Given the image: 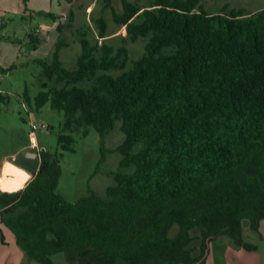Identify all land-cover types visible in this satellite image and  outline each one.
Wrapping results in <instances>:
<instances>
[{"label":"trees","instance_id":"16d2710c","mask_svg":"<svg viewBox=\"0 0 264 264\" xmlns=\"http://www.w3.org/2000/svg\"><path fill=\"white\" fill-rule=\"evenodd\" d=\"M203 1L123 0L118 12L107 0L131 40L148 38L138 58L129 60L126 44H93L86 34L76 67L64 65L62 38L51 58H36L42 89L34 100L27 88L23 101L65 111V148L75 150L67 131L95 127L101 163L119 120L126 138L106 196L90 188L65 199L56 192L60 158L45 149L23 188L0 189L2 221L28 256L42 264H56L59 252L71 264H208L222 233L256 248L242 220L258 228L264 219V9L210 13ZM98 23L104 38L107 20ZM10 99L0 92V110Z\"/></svg>","mask_w":264,"mask_h":264},{"label":"rangeland","instance_id":"374dc122","mask_svg":"<svg viewBox=\"0 0 264 264\" xmlns=\"http://www.w3.org/2000/svg\"><path fill=\"white\" fill-rule=\"evenodd\" d=\"M132 1L146 7L152 0ZM112 3L118 12L124 11L123 0ZM106 5L107 0H0V92L11 96L10 102H3L0 110V181L6 163L37 166L40 152L45 149L60 158L62 174L56 192L68 201L88 195L90 188L106 196L108 187L117 183L111 172L119 170L124 158L115 149L126 138L121 120L104 139L107 150L105 160L100 163L102 136L95 127L90 128L88 135L67 131L74 136L75 150L67 149L60 141L65 111L53 108L51 101L39 110L23 101L27 88L34 100L42 89V66L36 58H51L61 38L67 42L61 58L71 68L76 67L82 52L84 34L93 44H126L129 60L144 53L148 38L131 40L126 26L114 20V9ZM203 5L210 13L224 14L232 8L245 7L244 16H253L264 9V0H204ZM100 17H105L108 23L104 38L100 36ZM12 65L15 67L11 69ZM35 123L40 126L36 130L38 144L33 147L29 132ZM33 152L38 155L33 156ZM135 168L133 164L123 171L132 172ZM28 172L29 180L34 174L33 170ZM0 229V264H42L20 248L13 231L1 217ZM242 234L246 241L256 245L255 249L240 245L230 234L222 233L211 244L208 264H264V219L256 228L252 219L244 218ZM53 260L56 264H71L65 252L54 254Z\"/></svg>","mask_w":264,"mask_h":264},{"label":"water","instance_id":"95a60500","mask_svg":"<svg viewBox=\"0 0 264 264\" xmlns=\"http://www.w3.org/2000/svg\"><path fill=\"white\" fill-rule=\"evenodd\" d=\"M29 152H28V156H30ZM33 154H34L33 156H37L38 155L37 152H33ZM14 170L19 171L20 176L17 177L16 179H12V178L10 179V176H11L12 173H14L13 172ZM4 174L6 175V178L4 179L3 182L0 183V189L2 191H17V190H20L23 187H18V181L21 178H26V180H28V178L30 177V175L27 176V174H28L27 171H25L24 169H22L21 167H19L16 164H13L11 169L8 168V169L4 170Z\"/></svg>","mask_w":264,"mask_h":264},{"label":"bare ground","instance_id":"6f19581e","mask_svg":"<svg viewBox=\"0 0 264 264\" xmlns=\"http://www.w3.org/2000/svg\"><path fill=\"white\" fill-rule=\"evenodd\" d=\"M12 165L13 164H11V163H6V165H5V167H4V170H6V169H8V168H12ZM14 173H12L11 174V176H10V179L12 178V179H16L17 177H19L20 176V174H19V171H17V170H14L13 171ZM3 174H4V171H3ZM27 176H28V174H27ZM26 176V177H27ZM6 178V175L4 174V177H3V181H4V179ZM2 181V182H3ZM25 182H26V178H21L19 181H18V187H23L24 186V184H25Z\"/></svg>","mask_w":264,"mask_h":264},{"label":"built area","instance_id":"2783aa9c","mask_svg":"<svg viewBox=\"0 0 264 264\" xmlns=\"http://www.w3.org/2000/svg\"><path fill=\"white\" fill-rule=\"evenodd\" d=\"M41 125H43V124H41ZM39 126H40L39 124H36L35 123L32 126L31 131L29 132V140H30V142H31V144H32L33 147L38 144L36 130H37V128H39Z\"/></svg>","mask_w":264,"mask_h":264},{"label":"crops","instance_id":"0c3cea01","mask_svg":"<svg viewBox=\"0 0 264 264\" xmlns=\"http://www.w3.org/2000/svg\"><path fill=\"white\" fill-rule=\"evenodd\" d=\"M7 159H8V158H7ZM7 159H6V160H7ZM6 160H5V161H6ZM18 166L21 167L22 169H24V170L27 171V172L29 171V170H28L29 168H28L27 166L20 165V164H18ZM3 171H4V170H3ZM28 173H29V172H28ZM3 176H4V174H3ZM3 176H2V178H3ZM2 181H3V180L1 179L0 183H1ZM0 217H1V221H2V216H1V214H0ZM2 222H3V221H2ZM20 248H21V247H20Z\"/></svg>","mask_w":264,"mask_h":264}]
</instances>
